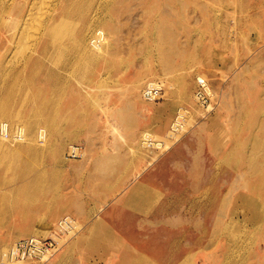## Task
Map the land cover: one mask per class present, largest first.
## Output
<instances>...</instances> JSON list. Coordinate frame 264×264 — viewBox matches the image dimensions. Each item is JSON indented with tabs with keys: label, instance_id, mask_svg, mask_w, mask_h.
Listing matches in <instances>:
<instances>
[{
	"label": "rangeland",
	"instance_id": "obj_1",
	"mask_svg": "<svg viewBox=\"0 0 264 264\" xmlns=\"http://www.w3.org/2000/svg\"><path fill=\"white\" fill-rule=\"evenodd\" d=\"M0 1L10 19L51 0ZM77 1L39 57L34 19L24 36L0 24V122L22 124L37 148L0 138V248L47 235L63 215L76 223L49 258L4 264H264V0ZM84 24L105 41L102 58L77 40ZM197 77L208 106L193 97ZM151 79L166 90L156 102L141 96Z\"/></svg>",
	"mask_w": 264,
	"mask_h": 264
},
{
	"label": "bare ground",
	"instance_id": "obj_2",
	"mask_svg": "<svg viewBox=\"0 0 264 264\" xmlns=\"http://www.w3.org/2000/svg\"><path fill=\"white\" fill-rule=\"evenodd\" d=\"M24 1V0H23ZM38 2H39V0H37ZM49 1V0H48ZM96 1V0H95ZM100 1V0H99ZM1 2V1H0ZM11 2V1H10ZM36 2V1H35ZM36 2V4H41L42 3V6L44 7V5H43V2ZM44 2H47L46 0H44ZM83 2V1H82ZM94 2V1H93ZM102 2V1H101ZM4 3H6V2H4ZM68 0H51L50 2H49V6H48V2H47V4H46V7H47V9L46 10H44V12H42L43 10L42 9H40V5H39V9H40V12L41 13H39L38 11L39 10H37V12H35L36 10V8H38V7H36L35 9H33V10H35L34 12H32V11H29V10H27V12L24 14V16L23 17H18L19 15H18V12H16V13H13V17L12 18H8V15L7 14H3V15H1L0 16V24H2V25H6L7 27H11L12 29H13V32L14 31H16L17 30V32H18V34L19 35H22V36H24L23 35V28L25 29V26H27V24H32V23H34L33 22V19L35 20V23H36V27H37V30H34L35 28H33V27H28L27 26V28H30V29H33V30H30L31 32H35V31H39V29L41 30V31H39L38 32V36H36L37 37V39H36V42L34 43V46H33V48H32V53L30 54V58L31 57H39V54H41V53H43L44 52V49H45V46H46V41L48 40L47 39V36L49 35V29H52L54 26H55V23H56V21H57V19H59L61 16H63V13H65L66 12V14H67V10H68V8H69V5H68ZM74 3H76V1L74 2ZM77 3L79 4V3H81V2H79V0L77 1ZM36 4H34V1L32 0L31 1V3H30V9L32 10V8H34V5H36ZM69 4H71V3H69ZM83 4H86V3H83ZM92 4H94V3H92ZM99 4V3H98ZM9 5V4H8ZM87 5V4H86ZM100 5V4H99ZM5 6V5H4ZM7 6V5H6ZM24 6V5H23ZM37 6V5H36ZM41 6V7H42ZM78 6V5H77ZM90 6V5H89ZM92 6V5H91ZM96 6V5H95ZM10 7V6H9ZM72 7H74V4L72 5ZM81 8H82V10H83V7H82V5L80 6ZM1 8V7H0ZM3 8V7H2ZM91 8V7H90ZM95 8V7H94ZM101 8V7H100ZM7 9V8H6ZM18 9V8H17ZM86 9V8H85ZM42 10V11H41ZM70 10V9H69ZM78 10V9H77ZM94 10V9H93ZM92 10V11H93ZM72 11V10H71ZM70 11V12H71ZM81 11V10H80ZM1 12V11H0ZM74 13H75V10L73 11ZM8 13V12H7ZM34 13H39V14H34ZM69 13V12H68ZM73 13V14H74ZM79 13V12H78ZM86 13V12H85ZM42 14L45 16V18L43 19L42 17H44V16H42ZM70 14L71 16H74L75 15V17H76V14ZM80 14H83V13H80ZM93 14V13H92ZM91 14V15H92ZM96 14V13H95ZM69 15V14H68ZM68 15L67 16H65L64 15V17H68ZM69 15V16H70ZM70 16V18H72ZM82 18L85 16H82V15H80ZM79 16V17H80ZM90 16V15H89ZM94 16V15H93ZM99 16V15H98ZM102 16V15H101ZM81 17H80V19H81ZM96 17V16H95ZM70 18H69V20H70ZM76 18H78V16L76 17ZM75 18V19H76ZM31 19H32V21H31ZM68 19V18H67ZM74 19V18H73ZM74 19V20H75ZM79 19V18H78ZM77 19V20H78ZM98 19V18H97ZM100 19H103V18H100ZM74 20H71L72 22L74 21ZM89 20V19H88ZM30 21L32 22V23H30ZM65 21V20H64ZM76 21V20H75ZM74 21V22H75ZM93 21V20H92ZM78 22H81V21H79L78 20ZM97 22V21H96ZM85 23H87L86 21H85ZM94 23V22H93ZM72 24V23H71ZM71 24H70V26H71ZM82 24V23H81ZM88 24V23H87ZM86 24V25H87ZM90 24V23H89ZM35 25V24H34ZM45 25H47L48 26V29H47V31L45 32V30H43V27H45ZM95 25V24H94ZM93 25V26H94ZM1 26V25H0ZM53 26V27H52ZM81 26V25H80ZM92 26V27H93ZM3 27V26H2ZM35 27V26H34ZM79 27V26H78ZM42 28V29H41ZM95 28V27H94ZM91 28L89 27V26H85V24H84V26H82L81 28H80V31L78 30V34H77V40H80V41H82L83 39H85L86 38V36H88L87 37V43H88V45L90 46V49L92 50V53H91V56H93V57H101L102 58V56H103V51H104V42L105 41H103V40H101L100 39V35H99V32L97 31V29H92V30H90ZM58 30V29H57ZM70 30V29H69ZM10 31V30H9ZM29 31V30H28ZM27 31V32H28ZM29 31V32H30ZM11 32V31H10ZM23 32V33H22ZM25 32H26V30H25ZM68 32V31H67ZM77 32V31H76ZM9 34V33H8ZM26 34H28V33H26ZM25 34V35H26ZM32 34V33H31ZM5 35H7V34H5ZM30 34H28V36H29ZM117 35V34H116ZM8 36V35H7ZM28 36H25V39L27 40V41H29V42H31L29 39L31 38V39H35V38H33L31 35V37L30 38H28ZM35 36V35H34ZM66 36H67V34H66ZM20 37V36H19ZM19 37H17V39L19 38ZM74 37H75V32H74ZM96 37L98 38V41L99 42H97L96 43ZM11 38V37H10ZM15 38V37H14ZM20 38H23V37H20ZM19 38V39H20ZM116 38V37H115ZM13 39V38H12ZM11 39V40H12ZM65 39V38H64ZM21 40V39H20ZM24 39H22V41H17L16 42V44H18L19 45V48H21V46H20V44L18 43V42H24L23 41ZM71 40V39H70ZM76 40V39H75ZM57 41V40H56ZM26 42V41H25ZM85 42V41H84ZM27 43V42H26ZM81 44H84V43H82V42H80ZM23 44V46H24V43H21V45ZM29 44V43H28ZM31 44V43H30ZM29 44V45H30ZM32 44H33V42H32ZM63 44V43H62ZM61 44V45H62ZM70 44V43H69ZM8 45V44H7ZM113 45V44H112ZM120 45V44H119ZM22 46V47H23ZM49 46V45H48ZM17 47V46H16ZM29 46H27V44H26V46L25 47H23V48H21L22 50H24L25 48H26V51H28L27 50V48H28ZM69 47V46H68ZM71 47V46H70ZM14 48V47H13ZM18 48V47H17ZM48 48V47H47ZM46 48V49H47ZM67 48V47H66ZM72 48V47H71ZM87 48H89V47H87ZM12 49V48H11ZM16 49V48H15ZM15 49H13V51L15 52V54H13V56L14 57H12V58H15L16 57V50ZM21 49H17L18 51L17 52H22V51H20ZM45 49V50H46ZM50 49V48H49ZM54 50V49H53ZM88 50V49H87ZM113 50V49H112ZM12 51V52H13ZM26 51H24V53L26 52ZM47 51V50H46ZM61 51V50H60ZM69 51V50H68ZM120 51V50H119ZM11 52V51H10ZM71 52V51H70ZM23 53V52H22ZM20 54L21 56L23 55V54ZM66 53V52H65ZM68 53V52H67ZM106 53H108V52H106ZM11 54V55H12ZM47 54V53H46ZM87 54V53H86ZM2 55V54H1ZM10 55V56H11ZM27 55V54H26ZM44 55V54H43ZM43 55H42V57H43ZM52 55V54H51ZM111 55V54H110ZM109 55V56H110ZM20 56V57H21ZM28 56V55H27ZM69 56V55H68ZM78 56V55H77ZM108 56V55H107ZM108 56V57H109ZM112 56H114V55H112ZM1 57V56H0ZM8 57V56H7ZM17 57H18V53H17ZM26 57V56H25ZM24 57V58H25ZM45 57V56H44ZM72 57V56H71ZM115 57V56H114ZM19 58V57H18ZM53 58H55V57H53ZM64 58V57H63ZM74 58V57H73ZM21 59H22V57H21ZM28 59V58H27ZM36 59V58H35ZM40 59V58H39ZM75 59V58H74ZM105 59V58H104ZM19 60V59H18ZM34 60V59H33ZM41 60V59H40ZM66 60V59H65ZM68 60V59H67ZM90 60V59H89ZM99 60V59H98ZM30 61V60H29ZM36 61V60H35ZM37 61H38V59H37ZM36 61V62H37ZM42 61H43V59H42ZM70 61V60H69ZM26 62V61H25ZM40 62V61H39ZM44 62V61H43ZM65 62V61H64ZM73 62V61H72ZM32 63V62H31ZM41 63V62H40ZM93 63V62H92ZM96 63H97V61H96ZM3 64V63H2ZM1 64V66H3ZM21 64H23V63H21ZM26 64V63H25ZM34 64H36V63H34ZM48 63L46 62V65H47ZM67 64H68V62H67ZM70 64V63H69ZM86 64H90V63H86ZM27 65V64H26ZM36 65H38V63L36 64ZM48 65H50V64H48ZM63 65V64H62ZM61 65V66H62ZM71 65V64H70ZM92 65H94V64H92ZM91 65V66H92ZM23 66V65H22ZM25 66V65H24ZM32 66V65H31ZM35 66V65H34ZM51 66V65H50ZM67 66V65H66ZM27 67V66H26ZM36 67V66H35ZM34 67V68H35ZM38 67V66H37ZM36 67V68H37ZM48 67V66H47ZM84 67V66H83ZM86 67V66H85ZM93 67V66H92ZM3 68V67H2ZM1 68V69H2ZM7 68V67H6ZM22 68V67H21ZM27 68H30L29 66L27 67ZM50 68V67H49ZM55 68V67H54ZM61 68V67H60ZM67 68V67H66ZM33 69V68H32ZM31 69V70H32ZM42 69V68H41ZM83 69V68H82ZM190 69H191V67H190ZM18 70H20V69H18ZM26 70V69H25ZM29 70V69H28ZM59 70V69H58ZM65 70V69H64ZM81 70V69H80ZM86 70V69H85ZM0 71H3V70H0ZM39 71H40V69H39ZM62 71V70H61ZM189 71V70H188ZM21 72V71H20ZM31 71H29V73H30ZM38 72V71H37ZM49 72V71H48ZM53 72H54V70H53ZM56 72V71H55ZM58 72V71H57ZM63 72H66V71H63ZM8 73V72H7ZM33 73V72H32ZM51 73V72H50ZM18 74V73H17ZM56 74V73H55ZM7 75H9V74H7ZM29 75V74H28ZM33 75H35V74H33ZM32 75V76H33ZM45 78H47V76L49 75H47L46 73H45ZM66 75V74H65ZM187 75V74H186ZM36 76V75H35ZM52 76V75H51ZM59 76V75H58ZM52 77H54V76H52ZM60 77H62L61 75H60ZM65 77V76H64ZM188 77V76H187ZM48 78H50V77H48ZM57 78V77H56ZM59 79V78H58ZM63 79V78H62ZM141 79V78H140ZM181 80H183V78H180ZM191 79V78H190ZM196 79H201L200 77H197ZM3 80V79H2ZM55 81H56V79H55ZM196 81V80H195ZM60 83H62V82H60ZM178 83V82H177ZM59 84V83H58ZM63 84V83H62ZM133 84H134V82H133ZM140 84V83H139ZM58 86V85H57ZM139 86V85H138ZM135 87H137V86H135ZM1 88V87H0ZM178 88H180L179 86H178ZM177 88V89H178ZM176 89V88H175ZM132 90V89H131ZM168 90V89H167ZM58 91H60V90H58ZM166 91V90H165ZM184 92H185V90H183ZM190 91V90H189ZM175 93V92H174ZM177 93H178V91H177ZM184 94V93H183ZM61 95V94H60ZM189 97V96H188ZM193 97H194V95H193ZM61 98V97H60ZM140 99L142 100V98L140 97ZM189 99V98H188ZM2 101V100H1ZM69 105V104H68ZM51 106V105H50ZM6 111H7V108L4 106H2L1 105V103H0V117L2 116V117H4V116H6ZM11 115V114H10ZM8 116V115H7ZM11 118H13V117H11ZM7 119V118H6ZM18 119V118H17ZM14 120V119H13ZM12 121V120H11ZM48 122V121H47ZM14 123V122H13ZM12 123V124H13ZM15 123H17V122H15ZM50 123V122H49ZM17 124H19V123H17ZM8 125H9V122H8ZM20 125V124H19ZM21 127H22V131H23V138L20 140V141H17V142H11V147H13L12 149V151H18V150H23V151H25V152H28V151H30L31 152V154H32V152L33 151H37V148H35L34 146H32V144L30 143V141H29V139H28V135H27V132H26V129H25V127L21 124L20 125ZM46 126H48V124L46 125ZM51 126V125H50ZM49 128V127H48ZM32 127H30V125L29 126H27V131L28 132H30V130L32 131ZM50 129V128H49ZM52 130V129H51ZM47 131V130H46ZM31 133V132H30ZM44 133L42 132V135H43ZM143 137H147V134H141ZM46 136V135H45ZM39 137H40V139H42L43 140V138H42V136H41V131H40V135H39ZM44 137V136H43ZM45 138V137H44ZM140 138V137H139ZM39 139V140H40ZM44 141V140H43ZM43 141H42V143H43ZM5 142V141H4ZM3 142V143H4ZM36 142V141H35ZM34 142V143H35ZM57 143V142H56ZM6 144H8V143H6ZM5 144V145H6ZM59 144V143H58ZM61 144H62V142H61ZM61 144H59V145H61ZM142 144H143V142H142ZM45 145V144H44ZM58 145V146H59ZM56 146V145H55ZM62 146V145H61ZM61 146L60 147H58V149H61ZM3 147H4V145H3ZM38 147V146H37ZM57 147V146H56ZM32 148H34V149H32ZM45 148V147H44ZM39 149V148H38ZM58 149H57V151H58ZM62 149H63V146H62ZM44 149H41V151H43ZM39 151V150H38ZM57 151L55 152V153H57ZM59 151H61V150H59ZM40 152V151H39ZM45 152V151H44ZM62 152V151H61ZM61 152H59V153H61ZM11 153V152H10ZM19 153V152H18ZM29 153V152H28ZM35 153V152H34ZM42 153V152H41ZM31 154H29V156H28V154H27V156L29 157V158H32L31 157ZM32 155H34V154H32ZM41 155V154H40ZM61 155V154H60ZM37 156V155H36ZM35 156V157H36ZM55 156V155H54ZM34 157V156H33ZM22 158V157H21ZM25 158H27V157H25ZM55 158H57V157H55ZM27 160H28V158H27ZM26 161V160H25ZM38 162H36V164H37ZM23 165V164H22ZM23 167V166H22ZM28 167V166H27ZM17 168H19V170L21 171V169H20V167L19 166H17ZM31 169V168H30ZM30 169L28 170V171H30ZM37 170V169H36ZM24 171V170H23ZM27 171V172H28ZM27 176V175H26ZM24 177V176H23ZM31 178H32V176H31ZM32 180V179H31ZM26 188H28V186L26 187ZM14 239V238H13ZM5 245V244H4ZM6 250H8V249H5V247H1L0 248V263L2 264H4V262H9V261H7L6 259H5V254H6ZM17 263H19L20 261H16Z\"/></svg>",
	"mask_w": 264,
	"mask_h": 264
},
{
	"label": "built area",
	"instance_id": "obj_3",
	"mask_svg": "<svg viewBox=\"0 0 264 264\" xmlns=\"http://www.w3.org/2000/svg\"><path fill=\"white\" fill-rule=\"evenodd\" d=\"M99 42L96 37V43ZM197 87L194 92V99L202 107L208 106L207 101L210 100V91L205 79H196ZM164 85L158 79H151L144 83L141 91L142 98L147 102H156L163 98ZM184 114L179 113L175 122L171 126V130L168 131V137L173 138L179 131V118H182ZM0 138L10 142H17L23 138L22 127L14 123L8 125L5 122H0ZM143 144L146 148L152 149L162 145V141L155 139L149 135L144 137ZM81 154V147L74 145L71 147L67 156L69 158H78ZM76 231L75 219L70 215L61 216L54 228L45 236H29L23 239L17 240L6 251L5 259L9 262H16L25 259H31L35 261H42L52 256L63 245V241L66 235H72Z\"/></svg>",
	"mask_w": 264,
	"mask_h": 264
}]
</instances>
